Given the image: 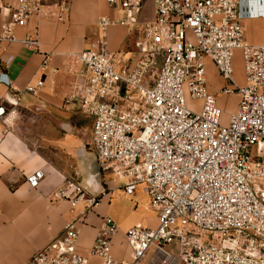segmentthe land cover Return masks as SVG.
Here are the masks:
<instances>
[{
    "label": "built area",
    "instance_id": "obj_1",
    "mask_svg": "<svg viewBox=\"0 0 264 264\" xmlns=\"http://www.w3.org/2000/svg\"><path fill=\"white\" fill-rule=\"evenodd\" d=\"M105 1L121 15L100 16L96 37L79 54L68 55L81 67L63 103L77 104L90 118L100 173L122 180L128 196L142 186L156 226L126 230V262L111 254L110 237L117 231L111 217H102L86 254L76 249L78 221H69L27 264H87L90 257L99 264H135L151 247L160 264H264V42L244 37V19L264 22V0H153L154 17L141 24V0ZM69 8V0H18L4 15L0 46L17 41L15 28L32 17L61 22ZM113 25L137 34L134 61L108 51L106 31ZM21 43L37 51L35 40L24 37ZM236 50L242 85L233 78ZM49 61L43 54L40 70ZM206 61L221 81L218 92L236 97L226 122L207 89ZM0 83L12 91L6 74L0 73ZM41 84L0 98L6 128L18 114L22 93L36 94ZM43 177L37 170L24 180L36 188ZM53 196L88 209L100 202L74 181Z\"/></svg>",
    "mask_w": 264,
    "mask_h": 264
},
{
    "label": "crops",
    "instance_id": "obj_2",
    "mask_svg": "<svg viewBox=\"0 0 264 264\" xmlns=\"http://www.w3.org/2000/svg\"><path fill=\"white\" fill-rule=\"evenodd\" d=\"M17 1L0 0V30L7 8L15 6ZM69 3L65 20L32 17L24 26L15 28L17 41L4 48L0 46V73L6 74L14 90L42 83L36 94L22 93L16 106L18 114L10 127L0 122V264H27L33 254L61 236L66 222L73 220L78 221L76 249L86 254L100 231L103 216L111 217L117 225L116 233L110 237L112 256L131 261V250L124 235L128 228L139 224L128 221L137 210L135 193L125 195L112 179L100 173V182L88 181V192L100 197L99 204L92 209L85 208L83 202L70 204L53 196L66 181L83 184L95 172L91 148H88L90 118L80 112L77 104L63 103L81 67L77 61L70 62L68 55L79 54L96 37L100 16L121 15L105 0H69ZM153 17V0H141L136 23ZM24 37L37 42V51L21 43ZM244 37L252 44L264 42V22L257 18L244 19ZM137 40L130 26L113 25L106 31L108 51L128 61L136 57ZM43 54H49L50 61L40 70ZM206 65L213 68L208 61ZM13 89L0 83V98L15 94ZM37 170L44 177L36 188H31L24 177ZM109 188L113 190L110 192ZM145 207L149 209L147 197ZM150 212L153 217L140 221L153 228L156 217ZM99 263L98 258L90 257L87 264ZM135 264L160 263L151 247Z\"/></svg>",
    "mask_w": 264,
    "mask_h": 264
},
{
    "label": "rangeland",
    "instance_id": "obj_3",
    "mask_svg": "<svg viewBox=\"0 0 264 264\" xmlns=\"http://www.w3.org/2000/svg\"><path fill=\"white\" fill-rule=\"evenodd\" d=\"M232 67H233V78L235 79L236 83L239 85H242L244 83V77H243V64L241 59V53L239 50L234 51L233 54V61H232ZM220 79L218 75L216 74L215 70L210 65H206V85L208 91L214 95L216 100V105L221 109L222 112V118L221 122H226L228 113L230 112L232 106H235L236 103V97L235 96H225L222 95L217 91L211 92L213 89H216L219 87ZM90 123L91 120L89 119ZM90 146V147H89ZM88 148H91V152L94 153L92 150V146L88 142ZM254 151V150H253ZM262 155H264V150H262ZM106 179H112L115 186L117 188H120V184H122L121 180H118L111 174L104 175ZM136 203H137V210L136 213L133 214V216L128 217L129 222H136L139 224V226H147L148 223H145L144 221H140V219H143L145 217H153V214L150 212L149 209L145 207L146 202V195L142 188V186H138L136 192Z\"/></svg>",
    "mask_w": 264,
    "mask_h": 264
},
{
    "label": "water",
    "instance_id": "obj_4",
    "mask_svg": "<svg viewBox=\"0 0 264 264\" xmlns=\"http://www.w3.org/2000/svg\"><path fill=\"white\" fill-rule=\"evenodd\" d=\"M6 95L7 94H5V96H3V98H1V99L3 100L6 97ZM89 144H90V141H89ZM92 160H93V162L95 164V172L93 174L89 175L88 176L89 179L86 182H84L83 184L78 182L81 186H83L85 188V190L87 192H88V187H89L88 181H90V182H94V181L95 182H100V171H99L98 165H97V163L95 161V155H94L93 152H92ZM88 193H90V192H88ZM99 193H102V190ZM90 194L93 195V196H97V195L92 194V193H90Z\"/></svg>",
    "mask_w": 264,
    "mask_h": 264
}]
</instances>
